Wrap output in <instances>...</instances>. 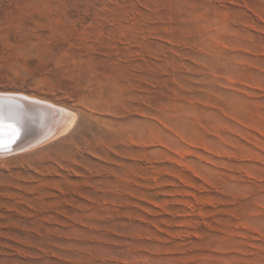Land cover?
I'll list each match as a JSON object with an SVG mask.
<instances>
[{"label":"rangeland","instance_id":"374dc122","mask_svg":"<svg viewBox=\"0 0 264 264\" xmlns=\"http://www.w3.org/2000/svg\"><path fill=\"white\" fill-rule=\"evenodd\" d=\"M0 91L75 115L0 153V264H264V0H0Z\"/></svg>","mask_w":264,"mask_h":264},{"label":"bare ground","instance_id":"6f19581e","mask_svg":"<svg viewBox=\"0 0 264 264\" xmlns=\"http://www.w3.org/2000/svg\"><path fill=\"white\" fill-rule=\"evenodd\" d=\"M16 96L23 97L24 99H31L34 101H39V102L44 103V105H38L35 103L23 101V100L17 99ZM58 105H57V103L55 104L53 101L51 102V101L45 100L43 98H39V97L30 95V94H27V93L22 92V91H8V92L0 91V111L8 112L9 110H11L13 113L20 114V116L22 118L21 133L20 134H22V131H26L29 128H31L32 126L41 125V123L44 124V121H45L44 116H45L46 112L49 115L50 120H52L51 121L52 123L48 124L47 134L51 133V131L55 130V128H57V127L59 129L60 128L62 129L64 127L63 129L65 130L67 128V127L65 128V126H68L72 121H74L73 118L75 117V115L73 113H67L65 111V110L68 111V109H69L68 107H67V109H65L64 107H60ZM61 106H63V105H61ZM70 111L71 110H69V112ZM54 123H56L55 127H53ZM41 126H44V128H43L44 130L47 129L46 122L44 125H41ZM59 126H61V127H59ZM39 129H42V128H38V130ZM61 129L58 131H63V129L62 130ZM43 132H45V131H43ZM30 134H32V136ZM37 134H38V132H37ZM37 134L35 136V141L33 143L35 145L40 140H42L41 137H44L46 132L41 137L37 136ZM54 134H55V131H54ZM29 135L31 137H33L34 133H32V131H31V133H29ZM29 135H28V137H29ZM40 135H42V134H40ZM52 135H53V133H52ZM43 139H45V138H43ZM29 140H31V139H29ZM22 143H23V139L21 141H17L13 146V150L14 151L18 150L21 147L20 145ZM24 143H25V141H24ZM26 145L28 146V144H26Z\"/></svg>","mask_w":264,"mask_h":264},{"label":"snow or ice","instance_id":"6c2138e0","mask_svg":"<svg viewBox=\"0 0 264 264\" xmlns=\"http://www.w3.org/2000/svg\"><path fill=\"white\" fill-rule=\"evenodd\" d=\"M22 118L20 114L0 111V152L11 151L21 133Z\"/></svg>","mask_w":264,"mask_h":264},{"label":"water","instance_id":"95a60500","mask_svg":"<svg viewBox=\"0 0 264 264\" xmlns=\"http://www.w3.org/2000/svg\"><path fill=\"white\" fill-rule=\"evenodd\" d=\"M16 98H17V99H20V100H23V101L30 102V103H35V104H38V105H44V103L39 102V101H34V100H31V99H24L23 97H18V96H16ZM49 121H50V122L52 121V120H50V117H49ZM41 124H43V123H41ZM37 126H39V125L32 126V127L29 128L28 130H26V131H22V134H20V136H19V138L16 140V142H17V141H21V140L23 139V143H24L27 134H28L29 132L33 131V129H34L35 127H37ZM55 126H56V123L53 124V127H55ZM16 142H15V143H16ZM15 143H14V144H15ZM23 143H22V144H23ZM14 144L11 146V151L0 152V153H10V152H13V151H14V150H13V146H14ZM22 144H21V145H22ZM21 145H20V146H21Z\"/></svg>","mask_w":264,"mask_h":264}]
</instances>
